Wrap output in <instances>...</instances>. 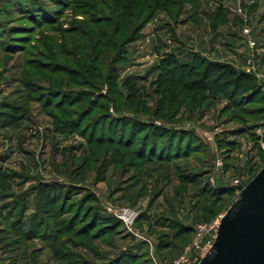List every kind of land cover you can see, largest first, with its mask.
Instances as JSON below:
<instances>
[{
	"label": "rangeland",
	"instance_id": "1",
	"mask_svg": "<svg viewBox=\"0 0 264 264\" xmlns=\"http://www.w3.org/2000/svg\"><path fill=\"white\" fill-rule=\"evenodd\" d=\"M10 1L0 0V118L6 117L0 119V264H100L120 252L139 256L131 264L169 262L185 239H174L176 224L194 229L199 222H219L238 198L239 188L264 167V0H194L183 6L160 0L159 8L156 0H147L151 10L141 15L139 10L123 9L121 21L128 19L130 26L121 21L116 24V30L119 25L123 30L114 37L120 48L103 50L101 55L108 60V68L99 67L91 77L80 69L78 75L76 67L68 76L56 74L55 81L63 84L54 86L59 90H48L49 94V85L33 77L34 67L53 70L56 62L78 64L92 49L95 56L98 42L102 45L100 32L113 40L117 16L111 13L112 7L110 11L99 7L100 14L85 9L99 0H63L58 11L56 0H40L43 15L49 11L59 16L51 27L57 33L50 29L46 34L42 28L29 34L12 33L8 26L30 23L21 21L14 11L10 17L3 14L13 6ZM118 1L126 6V0ZM138 1L143 2L132 0V6ZM104 2L109 5L112 0ZM124 13L133 17L125 18ZM99 20L111 23L97 27L94 22ZM66 31H76L75 37L80 31L81 37L70 43L72 35ZM19 36L27 37L20 41ZM60 36L61 43L52 40ZM16 40L19 45H13ZM48 54L56 62L43 58ZM198 56L251 75L260 99L238 105L228 99L220 84L222 93L217 88L212 93L176 88L175 81H170L176 65L190 67ZM97 94L106 100H99ZM60 100L79 104L66 105L63 109L68 114L43 107V101L66 102ZM114 116L130 118L124 125L127 132H155L148 138L158 135L157 143L171 132L193 144L182 145L177 153L183 156L177 161H171L173 151L166 146L160 155L171 157L169 164L164 158L133 169L116 167L109 164V147H90L92 131L85 132L90 120H112L116 127ZM82 118L85 121L79 127L76 120ZM103 126L110 134L112 129ZM39 183L58 186L57 217L68 219L83 212L74 223L76 228L93 215L101 221L110 217L121 225L102 232L96 240L74 238V233L54 238L46 221L41 231L29 234V227L36 228L30 217L37 210L30 188ZM24 193L28 198L23 228H19V206L13 200ZM120 207L138 213L130 230L113 215ZM93 232L91 227L86 234Z\"/></svg>",
	"mask_w": 264,
	"mask_h": 264
},
{
	"label": "trees",
	"instance_id": "2",
	"mask_svg": "<svg viewBox=\"0 0 264 264\" xmlns=\"http://www.w3.org/2000/svg\"><path fill=\"white\" fill-rule=\"evenodd\" d=\"M159 1L160 0H156L155 2V4L157 5L156 8H159L158 7L159 4H157L159 3ZM172 1L174 3L177 2L179 5L183 6L186 3H193L194 0H172ZM10 2H11V5L13 6H11L10 8H5L3 14L10 17L13 15V11H14V13H18L20 15V18L22 19L21 21H26L30 23L29 25H26V26L17 25V24L11 27L8 26L7 30L12 31V33L15 32V33L29 34L33 31L35 32L42 28V30L44 29V32L47 34L50 31L51 27L53 25H56L59 22V16H56V17L51 16V14L53 13H50L49 11L46 14L44 12V15L42 14L43 13L42 11H44L43 9H45V7H44V3L40 0H11ZM56 2L57 3L54 4L55 7H57L55 10L56 11L61 10V7H63L64 5L63 0H56ZM119 2L120 1L118 0H112V3L108 5V3L104 2V0H101V1L99 0L98 2H96L97 4L92 5L93 7L91 6L90 3L85 5V9H89V10L95 9L97 14H100L99 7H103L106 11H108L110 7H112L113 9L111 10L112 11L111 13H115L114 15L117 16V20L114 17V21H113L114 31L112 32L113 37H111V39L113 40H107L105 35L100 32L99 33L100 36L98 40L102 41V45H101V42L100 43L98 42L99 44L98 47H100V49L97 51L95 56L93 54L94 52L92 49L90 50L88 54V58L85 57L82 61H79L80 64L72 63V65L70 64V66H67L65 63H62V64L57 63L56 59H54L53 56L48 54L47 56H43V58L46 57L45 59L49 62L50 61L56 62L54 63L55 68L52 67L53 70L48 69L46 67L45 68L34 67L35 75L34 76L30 75V76L38 77V78H41V81H45L49 85L46 91L48 92V94L51 93L50 91H48L50 89L52 90V92L55 91V89H58V90L61 89V88H54V86H59V84L60 85L63 84L62 80L55 81L54 77L56 74H63L65 76H68V73L73 71L76 67L78 68V72H76L77 74L79 73L78 75L82 74L79 71L80 69V70H84L85 73H88L89 75L88 77H91V72L97 73L99 70L98 69L99 67L104 68V69L108 68V60L104 57L101 58V55H103V50L110 49L112 51L114 50L116 51L120 48L118 46L121 45V43H118L117 41H115L114 37L116 38V36H118L121 33V31H123L122 25H119V28L116 30V24L119 23V21H121L122 19L123 9H132L133 12L134 10H139L138 14L140 13L142 14L143 11L147 9L151 10V7L147 4V0H143V2L138 1L137 3H134L133 6H132V0H126L125 2L126 6H120L122 4H120ZM95 6H98V8H95ZM124 14L123 16L125 18L133 17L132 14L130 15L129 14L124 15ZM149 17L150 15L147 18H145V21ZM107 23H111V20H108V21L99 20V21L94 22V25H96L97 27H101L103 25H107ZM121 24H127L128 26H130V22L128 21V19L122 20ZM51 31L57 33L53 29H51ZM64 33L68 35H72V36H68L69 42L72 41L73 38H75L76 40H79L80 31L78 32L77 37L74 36L76 31H69V32L66 31ZM4 37H7V36L5 35ZM19 37H20L19 40L23 41L22 39L25 40V37L27 36H19ZM12 39H18V38L12 37ZM19 40H16L13 45H19L18 44ZM52 40L56 42L60 41L61 43L62 36H60L59 38H54ZM87 40L88 39L83 40L85 45H91L90 44L91 42ZM91 40H93V38H91ZM0 41L2 42V40ZM39 45L41 47H45L43 44H39ZM63 46L64 45H62L61 48ZM5 49L6 51H10L9 50L10 48H5ZM54 51L56 50L54 49ZM81 51L84 52V50H81ZM61 52L62 51H60V53ZM29 61H32V60H29ZM24 64L31 66L32 63L25 62ZM56 65H60V67ZM38 71L39 72L43 71L45 74L39 75L37 74ZM108 75L109 74H107L106 77H108ZM101 76L102 75L99 74L97 75V78L99 79L101 78ZM173 76L174 77L171 78L170 81H175L176 88L181 87L183 89L191 90V91L206 90L212 93V91L216 90L215 88H217L218 89L217 93H222V91H219V88H218V84H220L222 88L225 89L224 94L228 97V99L233 103H237L238 105L248 104L250 99H253V100L260 99V96H259L260 89L257 86L254 78L251 75L245 74L242 71H236L233 67H231L227 63L225 64V63H220V62L206 61L205 59L200 58L198 56L195 59L194 64L190 67L177 64L176 72L173 73ZM33 77H29V78L32 79ZM165 92L166 91H164V94ZM96 96L97 98L99 97L98 98L99 100H106V98L102 94L101 95L97 94ZM60 101L65 102L66 100H60ZM42 103L45 109L58 108L57 109L58 111H63V113L65 114H68L63 109L66 105L74 106V105L79 104V102H76L74 100H69V101H66L65 103L61 102L59 104H52V102H49V101L47 102L43 101ZM112 118L117 121L116 127H113L115 122L112 120H90V123L87 124L89 126L87 127L85 132L90 133V131H92L89 136L90 142H88L90 147H94V146L109 147V151L111 153L109 164H113L116 167H121L125 169H129V168L133 169V168H138L143 165H147L148 163H153L152 161H154L155 159L164 160V158L167 159L166 163L169 164L170 162L168 160H171L172 158L171 157L169 158V156H167L168 157L167 158V157H163L164 155L163 156L160 155L165 150L166 146L168 147L170 151H173L172 157L175 159H172L171 161H177L180 159L181 156H183V154L177 153L179 150L181 151L180 148L182 147V145L187 147L188 145L193 144V143H189L188 139L186 138L180 139L179 136L178 137L173 136L171 132L167 136L163 137L160 143H157L158 135L155 134L156 137L154 136L155 138H151V140L150 138H148L149 137L148 134L154 135L155 132L148 133V134L144 132L142 135L138 133L133 134L131 132L132 130L131 131L129 130V132H127L128 130L126 129L124 125L127 123V121L131 122V120H129L130 118L120 117V116H117V117L114 116ZM0 119L5 120L6 117L0 118ZM109 119L111 118L109 117ZM19 120H22V119H19ZM84 121L85 120H83V118L82 120H76L79 127L82 126ZM7 124L11 125L12 122H9ZM103 125H107L110 127V129H112L110 134H109L110 132L109 129H107V131H104L105 128ZM148 126L154 127V125L152 124H148ZM109 135H110V138H107ZM172 145H174L173 148L171 147ZM110 146L115 147V149H111ZM96 152L97 151H92V154H96ZM156 153H158V155H156ZM165 154L167 155V153ZM186 156L187 155H185V157ZM91 157L92 156L89 155L87 160L90 161ZM57 187H58L57 185L50 184V183H39L33 186L32 188H30V192H34L33 202L35 203V206L37 208L36 210L37 214L36 213H35L36 215L32 214L30 217L31 223L33 224L36 223L35 224L36 228L33 229V227H29V230H28L29 234H31V232L35 230L41 231L46 221L47 226H49L48 228L54 232V238L61 236L64 233L65 234L74 233V238L75 237L76 238H87L89 236L90 239L96 240L99 237V235H102V232L108 231L110 229H117L119 225H121L119 222H118L119 223L118 225L117 222L114 221L110 217H107L105 221H101L100 218L97 217V215H93L92 218H90L89 222H87L83 226H80V228L78 229V227L76 228V224L74 225V223L78 220V217L81 218V216L83 215V212L82 214H77V216L75 215L72 218H68V219L67 218L61 219L60 217H57L55 213L56 210L54 208L55 200L57 199L56 198L57 190H58ZM26 195L27 193L26 194L24 193L23 196H18V200L17 199L13 200V202H16V204L18 203L17 206H19L20 218H19V222L16 223V226L19 225L18 226L19 228H23L22 226L23 219H24L23 213L25 211L24 201L25 199L28 198ZM85 221L86 220H84V222ZM173 222L177 223L176 221H173ZM176 226H177L176 227L177 229L175 232L174 239L180 240V239L185 238L184 241L182 240L183 242L180 248L182 250L184 245L190 241L194 229L193 227L185 226V224L181 225L177 223ZM91 227L94 228V232L89 235L86 234L88 230H90ZM82 229H85V230L81 231ZM82 243H85V242H82ZM82 243L81 245H83ZM138 257L136 256V254L134 256V254H130L127 252H120L117 256L110 258L109 260H105L101 262L100 264H131V262L136 260L135 258H138Z\"/></svg>",
	"mask_w": 264,
	"mask_h": 264
},
{
	"label": "water",
	"instance_id": "3",
	"mask_svg": "<svg viewBox=\"0 0 264 264\" xmlns=\"http://www.w3.org/2000/svg\"><path fill=\"white\" fill-rule=\"evenodd\" d=\"M239 191L199 264H264V167Z\"/></svg>",
	"mask_w": 264,
	"mask_h": 264
},
{
	"label": "built area",
	"instance_id": "4",
	"mask_svg": "<svg viewBox=\"0 0 264 264\" xmlns=\"http://www.w3.org/2000/svg\"><path fill=\"white\" fill-rule=\"evenodd\" d=\"M113 215L123 223L125 228L130 230L138 213L132 208L120 207L114 209ZM218 226V221L196 223L190 241L171 261L164 264H199L211 248Z\"/></svg>",
	"mask_w": 264,
	"mask_h": 264
}]
</instances>
